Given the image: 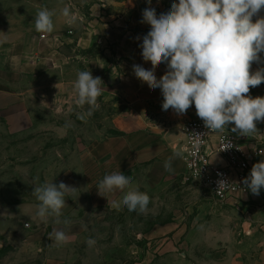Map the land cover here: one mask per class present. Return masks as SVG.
<instances>
[{
	"label": "rangeland",
	"instance_id": "obj_1",
	"mask_svg": "<svg viewBox=\"0 0 264 264\" xmlns=\"http://www.w3.org/2000/svg\"><path fill=\"white\" fill-rule=\"evenodd\" d=\"M71 1L0 0V35L12 38L17 29L32 30L41 8L62 9ZM172 2L152 0L151 7L159 16ZM123 6L118 11L130 7L136 13L132 32L140 38L136 46L140 47L151 27L141 23L142 11L149 5L146 0H125ZM89 7L83 10L90 19ZM75 23L82 24L79 16ZM70 28L76 40L80 30L74 24L67 23L62 32ZM128 58L116 44L63 47L51 65L9 85V105L0 110V264H264V189L259 196L240 195L220 203L203 185L187 180L184 170L171 175L160 161L122 168L112 159V150L121 149L118 138L150 119L146 111L133 110V100L121 87L128 83L119 81L123 68L118 62ZM100 60L107 65L102 71ZM260 67L264 65L253 62L250 71ZM81 70H90L104 84L100 108L86 122L77 113L87 106L76 104L73 90ZM247 95L264 97V82L250 87ZM66 122L71 126L66 128ZM257 128L264 133V122ZM112 172L132 175L133 186L150 196L145 212L114 207L124 194L119 190L107 198L98 195L99 181ZM45 182H64L78 189L66 197L62 210L61 220L70 225L34 218L38 201L31 193ZM53 227L67 233L66 244L51 246L48 234ZM89 238L96 241L92 247L86 243Z\"/></svg>",
	"mask_w": 264,
	"mask_h": 264
},
{
	"label": "clouds",
	"instance_id": "obj_2",
	"mask_svg": "<svg viewBox=\"0 0 264 264\" xmlns=\"http://www.w3.org/2000/svg\"><path fill=\"white\" fill-rule=\"evenodd\" d=\"M146 2L149 7L142 11L141 23L151 27L139 46L143 60L150 62L152 67L146 69L134 64L133 73L150 89L160 90L162 110L171 109L177 116H183L194 104L196 115L209 130L192 133L193 146L197 149L205 135L212 131L223 132L230 124L234 125L232 133L245 137L251 135L264 141V133L257 128V123L264 122V97L247 95L250 87L264 82V67L250 71L253 62L264 65V15H261L264 0H178V3L173 0L170 9L159 16L151 7L152 0ZM55 15L54 9L41 8L34 17L35 30L51 33ZM61 15L68 18L70 25L78 19L68 6L61 9ZM253 17H256L255 22ZM162 63L167 70L158 79L155 71ZM103 85L102 79L94 77L90 70L77 72L73 81L76 104L80 108L87 106L86 111L77 113L79 119L86 122L99 110L98 98L102 95ZM70 126L69 122L65 123L66 128ZM231 147L227 140L218 152ZM187 151V147L175 151L164 162V169L174 171L173 159L182 157ZM233 183L227 178L218 179V190ZM242 183L253 195H260L264 189V159L253 164ZM77 190L64 182H45L33 187L31 194L38 201L34 218L43 223L51 219L55 225H70L69 220H61L62 210L67 205L66 197L74 196ZM117 190L124 194L114 207L123 206L141 213L147 210L151 198L138 186H133L132 175L123 172L105 174L97 186L101 197L107 198L109 193ZM48 237L51 246L69 241L67 233L57 227L52 228ZM86 243L92 247L96 241L89 238Z\"/></svg>",
	"mask_w": 264,
	"mask_h": 264
},
{
	"label": "crops",
	"instance_id": "obj_3",
	"mask_svg": "<svg viewBox=\"0 0 264 264\" xmlns=\"http://www.w3.org/2000/svg\"><path fill=\"white\" fill-rule=\"evenodd\" d=\"M110 2L118 6L112 7L109 5ZM124 4L125 0H100V4L91 0H72L71 5L66 6L82 21L81 25L74 23L80 30L76 40L66 35V32H62L67 29L68 18L61 15V9L55 6L49 9L56 11L53 17L54 30L62 34L66 43L65 49L75 47L88 49L96 43L106 48L111 44H116L130 56L127 60L118 62V66L123 68V74L118 78L120 82L121 78L123 79V85L128 83L127 88L121 87H124L123 91L129 99L133 100V110L146 111L150 119L144 122V127L118 138V144L122 145L121 149L112 150L111 157L114 162L122 168L151 161H160L164 164L175 151H178L174 149V146L182 139L180 127L186 119L195 115L196 109L193 104L183 116H177L171 109L163 111V96L160 90L150 89L146 83H142L134 76V64H139L146 69H151L152 65L143 60L142 49L136 47L141 41L134 38L132 32V28L137 26L136 13L130 7H125L121 12L118 11L120 10L119 5L124 7ZM86 5H90V19L86 18L88 11L83 10ZM41 34L35 30L34 25L32 30L17 29L12 38L6 33L0 35V110L9 105V94L11 93L9 85L15 78L35 74L53 62L57 51L48 42L41 40ZM129 50L132 51L129 52ZM106 66L105 61L100 60V71L106 69ZM166 70V66L160 64L156 68L155 75L159 79ZM172 167L174 171H168L171 175L180 174L183 170L185 174L181 157L173 159Z\"/></svg>",
	"mask_w": 264,
	"mask_h": 264
},
{
	"label": "built area",
	"instance_id": "obj_4",
	"mask_svg": "<svg viewBox=\"0 0 264 264\" xmlns=\"http://www.w3.org/2000/svg\"><path fill=\"white\" fill-rule=\"evenodd\" d=\"M73 34L74 31L71 28L66 32L68 36ZM40 38L42 41L48 42L57 53L66 45L62 34L42 33ZM208 131L196 113L186 119L180 127L182 139L176 143L174 149L179 151L184 147L188 148V151L183 152L181 157L186 179L203 185L211 192L213 199L220 203H227L240 195L252 194L242 181L249 175L253 164L263 158L258 154H264L263 142L239 138L231 132L228 126L223 132H209L203 137L199 148H195L192 133ZM227 140L232 144V147L218 152ZM215 156L219 158L216 161L213 160ZM221 178H227L234 183L227 188L218 190L217 180Z\"/></svg>",
	"mask_w": 264,
	"mask_h": 264
}]
</instances>
